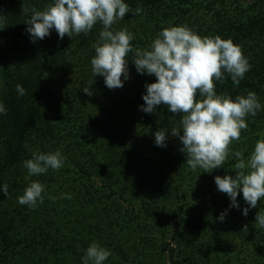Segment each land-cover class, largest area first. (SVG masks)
Instances as JSON below:
<instances>
[{"label":"trees","instance_id":"obj_1","mask_svg":"<svg viewBox=\"0 0 264 264\" xmlns=\"http://www.w3.org/2000/svg\"><path fill=\"white\" fill-rule=\"evenodd\" d=\"M52 2L53 0H0V45L5 46L1 52L5 57L10 56L12 50L13 56L24 65L22 73L14 68L4 67L1 75L0 103H3L7 109V114H0V188L3 187L7 172L13 171L19 178L23 162L29 155L26 146L28 138L35 127L42 126L41 124L44 123L42 119L44 110L41 107L52 99L44 85V82L49 80L47 78L63 73L69 61L74 58L80 59L82 55L85 56L84 64H88L92 69L91 59L95 55L93 44L99 39V32L102 29L100 23H97L88 34L73 35L71 38L65 36L60 39L55 29H52L50 35L43 40L37 39L32 42L30 34L26 31L28 25L25 24L31 18V11L23 14V7L29 10L32 8L43 10ZM124 2L132 10L126 15L135 13L136 8L142 9L137 14L141 20L138 23L137 36L131 43L134 48H146L165 27L177 26L178 23L185 21L186 25L192 29L191 23L187 22L191 9L201 10L203 14L214 11L218 15L219 12L216 11L225 8L227 4H237L239 0H124ZM257 2L264 4V0H257ZM256 15L246 17L243 21L230 19L223 23L216 22L211 33L204 29L198 30L201 31L202 36L219 35L222 39H231L234 44L241 46L244 56L251 65L239 85H234L227 74L222 82L215 81L217 94H227L235 100L237 95L246 96L251 91L256 93L262 105L255 116L246 117L248 128L245 131L242 130L244 131L242 136L250 141L251 146L243 152L245 159L254 150L256 141L262 138L261 134H264V11H259L257 15L259 17ZM113 29L117 30L116 24L113 25ZM7 39L10 40V45H7ZM132 58L133 54L129 53L127 59H129L130 79L125 81L124 85L133 88V91L139 95H146L145 85L155 83L156 78L147 73L139 74L131 61ZM121 79L123 80V77ZM17 84L25 89V95L20 96L17 93ZM53 95L55 96V93ZM197 99H200L199 93H197ZM106 109L107 107L100 114L102 123L107 124L109 131H113L110 129L111 123H114L117 117H120L122 121L126 112L124 110L119 115V112L116 111V114L112 108ZM98 112L99 110L95 114ZM153 113L154 115L149 119L151 125L146 127L147 133L152 127L156 130L170 128L172 124L180 123L182 117L181 113L170 112L165 105L157 106ZM60 117L62 125L57 131L66 132L72 143L76 144L77 152L86 158L84 162L80 161V158H78L79 161L74 159L71 161L72 165L69 164L66 168L67 187L74 190L94 189L96 193L106 194L105 192L111 191L113 186L111 183L114 184L116 180L114 186L123 179H127L131 185H136L138 192L134 197L136 201H143L141 209L136 211V218L142 222L151 221L150 224L157 227L153 235L155 239L153 238L151 242L153 245L150 246L145 239L141 243L133 242L130 238V230L127 229L126 224L122 227L121 220L118 221L119 227L111 233L114 237L120 234L121 239L129 243V248L125 250L123 246L118 245V242L106 241L103 233L110 226L102 227L98 221L99 215L106 220L110 219V222L113 220L111 218L115 220L116 216H107L88 200H86L87 206H84V212H89V217L94 219L95 223L90 224L82 219L79 220L78 207L71 208L68 215L72 218L67 220L69 239L57 247H54L55 244H49V240L55 239L54 233L60 232L56 227V221L45 220V227L41 225L42 223L32 225L30 236L21 235L18 226H16L17 232L11 233L9 232L10 223L5 225L9 222L5 219L8 211L4 207L1 209L6 196L0 191V264H83L85 250L93 242H98L111 252L104 264H264V228L256 224V213L264 210V198L245 216L243 209L249 206L243 200L242 192L237 197L239 208L231 207L230 198L218 190L212 177L223 173L224 170L235 177L233 168L237 162L235 158L229 157L223 167L215 170L205 172L197 168L194 171L187 165V157L180 150L181 147L178 146L177 149L173 147V140L166 139V147L156 146L154 134H150L145 136L149 146L144 159L152 164V170H157L159 173L163 172L161 167L166 170L176 166L174 170L177 186L172 187L171 182L160 177L157 181L149 183L150 191L143 192L141 187L147 184L142 172L144 169L140 161L141 157L137 155L136 160H130V164H121L108 150L103 139L105 137L96 136L99 133L95 121L88 120L85 124L82 115L66 105L61 110ZM131 122L134 121L131 120ZM137 132H141V128L135 130V133ZM55 135L56 132L54 138ZM175 144L180 143L175 142ZM236 146L234 145V148ZM39 177L36 179L45 186V189L53 190L55 183L53 177ZM95 181L101 186L99 187ZM12 182L13 187L22 188V190L28 186L23 178ZM164 186L168 189L172 187L173 191L178 193L177 201L172 202L175 208L168 210L164 205L146 207L147 199L150 197L156 199L160 196L159 193H163ZM182 187H187V192L180 195ZM128 203L132 201L129 200ZM42 208L46 207L42 206ZM225 211L227 215L221 222L218 217ZM162 214L167 217L162 219L158 227L155 222L160 220ZM170 222L175 229L170 237L171 243H168L169 241L166 240ZM244 225L248 226L247 232H242ZM74 240L80 242V253L74 249ZM40 241L42 248L38 250L36 245ZM231 242H235L236 248L231 247Z\"/></svg>","mask_w":264,"mask_h":264},{"label":"clouds","instance_id":"obj_2","mask_svg":"<svg viewBox=\"0 0 264 264\" xmlns=\"http://www.w3.org/2000/svg\"><path fill=\"white\" fill-rule=\"evenodd\" d=\"M31 11L26 21V31L32 42L43 40L55 29L60 39L65 36L88 34L100 23L99 39L93 44L95 55L91 59L94 76L104 77L108 89H119L130 79L128 54L132 53V63L136 71L143 75L155 76L156 82L146 84V95L142 96L146 106L140 110L152 114L157 106L165 105L173 114L181 113V129L173 128L171 135L178 137L183 145L180 149L186 154L187 165L205 172L224 166L230 154V145L241 138V131L248 128L246 117L255 116L261 109L256 93L237 95L235 100L227 94H217L215 81H223L225 74L234 85H239L251 65L244 56L241 46L231 39L219 35L201 37L187 25L163 28L146 48H134V36L126 28L114 30L113 25L123 20L132 11L124 0H53L43 10L23 7V14ZM141 8H136L139 14ZM123 77V80L121 79ZM16 91L25 95V89L17 84ZM86 95L93 93L89 87L82 90ZM197 93L200 99H197ZM0 114L7 109L0 103ZM181 132L183 133L181 135ZM167 132L158 130L154 134L156 146L166 147ZM257 140L254 150L244 158L237 150L232 155L235 177L225 175L214 178L218 190L227 194L231 207L239 208L238 195L249 206L243 209L247 216L250 209L256 208L264 198V134ZM92 146V145H89ZM65 157L59 150L55 152L32 153V158L23 162L30 177L45 174L49 169L59 170L64 166ZM5 196L8 186L0 188ZM45 186L32 180L24 189L18 203L34 209L38 202L43 203ZM52 198V197H49ZM71 199L70 195L64 196ZM227 211L218 220L223 222ZM256 224L264 228V210L256 213ZM244 225L242 232H247ZM111 252L98 242L91 243L85 250L83 264H104Z\"/></svg>","mask_w":264,"mask_h":264},{"label":"rangeland","instance_id":"obj_3","mask_svg":"<svg viewBox=\"0 0 264 264\" xmlns=\"http://www.w3.org/2000/svg\"><path fill=\"white\" fill-rule=\"evenodd\" d=\"M259 11H264L263 3H258L257 0H239L237 4H227L225 8H222L220 11H216L219 12L218 15H216L214 11H209L207 14H203V11L201 10L197 11L195 9H191V15L187 16V22L191 23V30H193L201 37H204L202 36V33H200L201 31H198L199 29H204V31L207 30L208 32H210L216 22L223 23L225 21H230V19L243 21V19H246V17L250 18L251 16H254L256 14L258 15ZM257 15L256 17H259ZM140 21L141 20H139L138 15L133 13L126 15L123 20H118L115 24L117 26V30L126 28L135 37L137 36L138 23ZM178 24L177 26L186 25V22L184 21ZM7 45H10V40L7 42ZM3 47L5 46L0 45V96L2 85L1 75L4 67L14 68L19 73H22V68L24 66L22 62H20L13 56L12 50L10 56L6 55L4 57L3 53L1 52ZM84 59L85 56L83 55L80 59L74 58L73 60L68 62L65 69L63 70V73L51 76L47 78L49 80L44 82V85L47 87L52 99H50V102H45V104L41 107V109L44 110L42 112L44 114L42 117L44 123L41 124L42 126H39L37 128L35 127L33 133L30 134L26 144L27 150L29 152L27 159H31L32 153L36 151L49 153L59 150L62 156L65 157V163L61 169H49L47 173L38 175V177H53L55 181L54 188L53 190L46 188L45 192L43 193V203L38 202L37 206L32 209L27 205H21L18 203V198L23 195L24 189L22 190V188L20 189L13 187L12 181L23 178L25 182L29 184L32 180H35L38 177L33 176L26 180L25 177L28 176V172L24 167L22 168V170H20L19 178L16 176L15 172H7L4 176L5 178L3 181V185L8 186V195L2 202L3 206H1V209L4 207L8 211V215L5 219L9 222L5 223V225L7 226L8 223H10L9 232L11 233L17 232L16 226H18L21 235L30 236L32 225L42 223L41 225L45 227V220L49 222L56 221V227L60 232L54 233V235H56L55 239L53 241L49 240V244H55L54 247H57L58 245L65 243L66 239H69V228L67 226V220L72 218L71 215H68V212L71 210V208L74 209L75 207L77 209L78 207L80 213L78 217L79 220L82 219V221H84L85 223L90 224L95 223L94 219L89 217V212H84V206H87L86 200H88L94 203L95 206H98L99 210L105 213L107 216H116L115 220L114 218H111L113 220L112 222H110V219L106 220V218H102L101 215H99L98 221L100 225H102V227L110 226V228H107L106 231L104 230L103 233V235H105L106 241H114V243L118 242V245L123 246L125 250L129 248V243L126 240L121 239L120 234H118L117 237H114L113 233H111L112 231H115L116 227H119L117 226L118 221L121 220L123 222L122 227H124L126 224L127 229L130 230V238L131 240H133V242L135 241L136 243H141L142 240L145 239V241H148L149 245L152 246L153 244H151V242L155 239L153 237V235L155 234L154 230L157 227L152 226V224H150L151 221L142 222L141 220H139V218H136V211L141 209L140 206L143 205V201H136L137 199H135L134 197L138 192V188L136 185H131L127 181V179H123L122 182L114 186L117 181L116 180L114 184L111 183V185H113L111 187V191L108 192L106 189H102L103 191H107L105 192L106 194L96 193L94 189L85 190L83 188H80L74 190L67 187L68 178L66 168H68L69 164L72 165V160L74 161V159H76L77 161H79L78 158H80V161L84 162L86 158H84L83 156H81V154H79V152H77L78 149H76V144L72 143L66 132L60 133L57 131L58 127L62 125L60 123V112L61 110H63L65 105L68 107L71 106L75 109V111H78L82 115L84 123L88 120H90L91 122L95 121V126L98 133L100 134L99 135L96 133V136L100 138L102 136L105 137L103 139H105V144L107 145L108 150L112 155H114L115 159L119 161V163L130 164V160H136L137 155L141 157L140 161H142V168L144 169L142 172L147 184V186L141 187L143 192L150 191L149 183L157 181V179H159L160 177L166 181L171 182L172 187L177 186V184L175 183L176 173L174 170L176 166H174L173 168L169 167L166 170H163V168L161 167L163 172L159 173L157 170H152V164L144 159V155L149 146V144L147 143L148 139L145 138V136L155 134V132L158 130H164L167 132V139L169 141L173 140V147L176 149L178 146L179 148H182L183 145L180 139L171 135V130L173 128L181 129V124L174 123L170 126V128H163L158 130L152 127L151 130H149V132L147 133L146 127H149L151 125L149 119L150 116L154 115V113L148 114L140 110L141 106H146L144 100L142 99V96L144 94L139 95V93L133 91V88L131 89L129 87H125L126 85L119 89H108L105 85L104 77L94 76L93 71L88 66V64H84ZM85 87H89L93 95H86L82 91ZM53 93H55V96L53 95ZM106 107V110H111L112 108V111H114L115 113L116 111H118L119 115L124 110L126 112L125 118H122L123 122L120 120V117H117L116 121L114 123H111L112 127L110 129H113L114 132L107 129V124L102 123L103 119L100 114ZM97 110H99V112L95 114ZM136 113H138L139 116ZM131 120H133L134 122H131ZM249 122L250 121H248V123ZM133 126L135 127L133 128ZM140 128L141 132L135 133V130ZM51 131H53L52 134H50ZM244 131H241V138L238 141H233L230 145V154L227 158V161L229 160V157L230 159L235 158L234 155H232V153H234L235 151L239 150L241 152H244L251 146L250 141L242 136ZM55 132L56 135L54 138ZM182 134L183 133L181 132V135ZM175 142H177V144H180L176 145ZM234 145L237 146L234 148ZM115 175H117V173ZM225 175H229L225 170L223 171V173H220L218 175L216 174V176L221 177H224ZM216 176L212 177L215 178ZM95 182L99 187L101 186L100 183H98L97 181ZM108 183H110V181H108ZM172 187L168 189L166 186H164L162 190L163 193H159L160 196H158L156 199L155 197L148 198L146 207H148V205H150L151 208L161 207L164 205L166 206L165 209L168 210H172L173 208H175V206L172 205V202L177 201L178 197L176 196V194L178 193H175ZM182 188L183 189L179 193L180 195L184 194L185 191L187 192V187ZM66 195H70L71 199L64 198V196ZM129 200H131L132 203H128ZM44 203L45 205H43ZM42 206H45L46 208L44 209L42 208ZM37 207H40V209H37ZM117 214H119V216H117ZM165 217L167 216H165V214H162L160 220H156L155 224H158L157 226L159 227L162 219H164ZM170 224L171 226H169L167 230L166 241H169L168 243H171L170 237H172V232L175 229L172 222H170ZM73 242L75 244L74 249L80 253L81 248L79 240H74ZM41 243L42 242L40 241L39 244L36 245L38 250L42 248V246L40 245ZM235 245V242H231L232 248H236ZM68 254L74 256V254L72 253L68 252Z\"/></svg>","mask_w":264,"mask_h":264}]
</instances>
